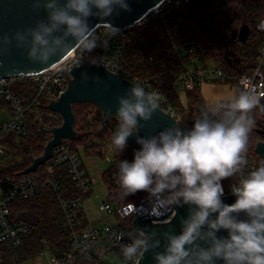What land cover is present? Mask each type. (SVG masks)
<instances>
[{
	"label": "clouds",
	"instance_id": "clouds-1",
	"mask_svg": "<svg viewBox=\"0 0 264 264\" xmlns=\"http://www.w3.org/2000/svg\"><path fill=\"white\" fill-rule=\"evenodd\" d=\"M41 8L47 16L34 26L0 34V55L14 46L26 50L33 64L48 65L74 48L92 52L100 39L89 18L99 17L107 36L114 37L120 29L105 18L118 9L131 11L127 0H32L33 12ZM257 27L264 31V20ZM103 43L107 46L106 39ZM89 80L107 91V84L87 73L81 75L80 83ZM262 98L264 92L255 85L242 86L202 108L190 129L176 124L140 135L141 121L151 120L160 109L161 95L135 84L117 97L111 144L119 153L128 147L130 137L140 145L131 162L118 163L122 198L147 192L151 204L147 214L155 217L168 212L175 217L174 206L189 208L179 234L137 227L121 232L117 238L130 241L120 245L125 260L137 264L138 257L151 252L154 264H264V162L245 171L256 123L252 113L257 108L264 111ZM107 117H112L111 109ZM237 176L230 185L235 202L226 204L222 181ZM221 230L227 236H218Z\"/></svg>",
	"mask_w": 264,
	"mask_h": 264
},
{
	"label": "built area",
	"instance_id": "built-area-1",
	"mask_svg": "<svg viewBox=\"0 0 264 264\" xmlns=\"http://www.w3.org/2000/svg\"><path fill=\"white\" fill-rule=\"evenodd\" d=\"M189 1L163 0L138 22L118 27L120 32L114 37L107 36L102 24H98L94 28H96L100 42L92 52H81L74 48L59 62L40 72L0 76V98L7 102L10 110V118L0 125V137L4 134L14 133L22 138L27 146L29 141L33 142L39 137L46 146L53 137V129L60 126L64 120L61 113L49 109L48 105H50V101L58 99L66 91L70 79L73 78L72 69L87 61L95 62L119 73L135 84L142 85L147 91H157L162 97L161 108L180 120L182 113L168 95L162 92L161 82L156 83L153 79H139L132 74L127 58V46L132 41L134 29L137 26L152 18L162 16L168 7H178ZM105 39L107 46H104L103 43ZM173 46L178 51V57L183 67L187 69V74L184 76L185 81L179 85V91L193 89L196 85L207 81H227V79L233 78L239 87L252 84L258 91L264 92V44L260 48L259 58L250 72L230 75H227L221 65L216 62L213 65H207L202 56L198 54L194 44L174 43ZM73 139H63L53 149L52 157L35 171L0 176L1 245L16 248L32 235L35 229L31 223L14 221L10 209L11 202L32 198L45 189L53 190L58 198L70 230L71 248L65 255L56 254L43 240L45 248L28 260L35 264H84L79 263L80 257L84 254L99 257L112 252H118L124 259L120 245L130 241L120 240L117 238L118 235L135 227L133 220L139 215L137 210L143 209L141 215H148L147 212L151 211L149 194L144 192L135 200L126 203L104 200L99 208L113 218L112 222L98 225L84 219L83 203L86 195L93 193L94 183L85 165L80 150L81 145L75 143ZM94 143L95 140L91 139L83 146L87 147ZM32 148L30 146L28 149ZM5 155L6 145L0 141V158ZM246 157L248 164L245 171L252 170L264 162L263 156L259 154L253 156L246 154ZM61 170L67 173L72 183V189L76 193L70 194L71 190L66 186ZM115 178L119 185L117 174ZM238 179L237 176L222 181L225 195L231 194L230 185ZM131 204L134 205V208ZM171 217L172 215L162 219H152L163 223L169 221ZM122 238L128 239L127 237ZM138 259L139 257L137 261ZM1 260L2 256H0ZM127 264H132V262L127 261Z\"/></svg>",
	"mask_w": 264,
	"mask_h": 264
},
{
	"label": "trees",
	"instance_id": "trees-1",
	"mask_svg": "<svg viewBox=\"0 0 264 264\" xmlns=\"http://www.w3.org/2000/svg\"><path fill=\"white\" fill-rule=\"evenodd\" d=\"M263 17L264 0H190L178 7H168L162 16L152 18L134 29L133 39L127 46L130 71L139 79H153L156 83L161 82L160 89L168 95L181 113L185 114L186 110H190L193 117H198L201 109L205 107L200 95V86L196 85L193 89H186L191 93L188 102L190 107L187 108V104L181 98V91H179V85L185 81L184 76L187 74V69L183 67L173 44L192 43L196 46L198 54L217 56L227 75L250 72L264 44V31L257 27ZM244 23L250 25L249 37L245 42L236 40L232 43V29ZM212 37H221L222 41L211 42ZM231 49L241 57L240 63L233 65L227 63L225 54ZM261 103L264 104V99ZM86 104H91L93 107H79ZM73 109L76 117L75 127L79 134L73 141L78 145L81 142L85 144L94 139L92 137L93 124L91 125L92 120L89 115L91 113L95 115L99 111L91 102L74 103ZM252 116L256 123L250 133L247 154L253 156L258 155L255 150L256 142L264 140V135L258 132V129H264V111L257 108ZM114 124L116 125V120ZM28 144L25 148L24 161L0 168V176L23 173L32 163L33 158L43 153L45 145L39 137L33 142L29 141ZM30 146L33 147L31 150L28 149ZM137 149L139 148L129 143L122 153L113 148L114 158L110 167L103 173L108 194L105 200L126 203L144 193V191H139L122 198L115 178L119 161L131 162L134 158V150ZM84 151L87 155H104V150L98 142L87 146ZM61 172L66 186L71 190L70 194L76 193L72 189L67 173L63 170ZM10 209L14 221L28 222L35 228L32 235L16 247L21 259L30 258L43 250L45 246L43 239L56 254L65 255L71 248L70 230L53 190L45 189L32 198L13 201L10 203ZM6 247L0 244V255L5 253ZM98 260L95 255L84 254L80 257L79 263L97 264Z\"/></svg>",
	"mask_w": 264,
	"mask_h": 264
},
{
	"label": "water",
	"instance_id": "water-1",
	"mask_svg": "<svg viewBox=\"0 0 264 264\" xmlns=\"http://www.w3.org/2000/svg\"><path fill=\"white\" fill-rule=\"evenodd\" d=\"M163 0H127L131 11L117 10L112 16L105 18L114 26L125 27L134 24L141 20L151 9L160 4ZM47 13L41 8L38 12L32 10V0H0V34H11L17 29L34 26L35 22L39 19H45ZM99 17H90L88 23L90 27L94 28L98 24H103ZM251 32L250 25L244 23L238 28L231 31V41L235 43L236 40L245 42ZM73 50V49H72ZM71 52L68 51L67 53ZM67 55V54H66ZM65 55V56H66ZM63 57L54 58V62L48 65L33 64L27 58L26 50L16 49L14 46L3 55H0V76L18 75L37 73L59 62ZM225 59L228 64L240 63L241 57L233 49L225 54ZM87 73L90 77H99L105 84L108 85L107 91L104 90L103 85L95 84L89 80L86 84H81V75ZM73 78L70 79L66 91L56 100L50 101L49 109L61 113L63 122L60 126L53 129V137L46 144L44 151L41 155L34 157L32 163L23 171L28 173L35 171L41 164L52 157L53 149L58 146L63 139H70L78 137V130L75 127V112L73 109L74 103L91 102L96 105L100 112V119L107 121L111 126L115 127V112L118 106L117 97L126 93L127 89L131 88L135 83L119 73L113 72L110 69L99 65L95 62L87 61L80 66L72 69ZM112 110V117H107V110ZM140 135H152L163 130L167 127L179 125L182 129H190L191 124L184 123L170 112L163 110L161 107L153 114L151 120L144 122ZM258 132L264 135V129H258ZM128 143L140 147L135 141L134 137H130ZM256 152L264 158V140H259L255 145ZM226 204L235 202V197L232 194L224 195L222 198ZM173 210L176 212L175 217H171L170 223L159 222L153 223V219H162L171 215V212L166 213L164 216L155 217L150 215H141L143 209L137 210L139 213L133 220V225L137 228L151 230L156 229L159 232L168 231L174 234H179L182 229L181 220L188 215L189 208L187 205L176 207ZM153 218V219H152ZM243 218V216H241ZM218 236H227V232L221 230ZM121 240H128L123 239ZM163 243V241H162ZM163 249H158L162 251ZM137 264H154L151 252H146L143 257H139ZM222 264V262H217Z\"/></svg>",
	"mask_w": 264,
	"mask_h": 264
},
{
	"label": "rangeland",
	"instance_id": "rangeland-1",
	"mask_svg": "<svg viewBox=\"0 0 264 264\" xmlns=\"http://www.w3.org/2000/svg\"><path fill=\"white\" fill-rule=\"evenodd\" d=\"M213 41H222V39L221 37H212L211 42ZM201 56L207 65L210 64L213 65V63L215 62L221 65V61L217 56H210L206 54H203ZM180 95L184 103L187 104V108H189L190 104L188 102L191 97V93L189 91L182 90L180 92ZM79 107L91 108L93 106L91 104L88 105L86 104L85 106H79ZM99 115L100 112H97L95 115L94 113H91L89 115V118L90 120H92L91 125L93 124L92 129L94 130L92 133L93 135L92 137L94 138L95 142H98L101 145V148L104 150L103 151L104 155L103 156L99 154L87 155L85 154L84 151V149L86 148L85 146H83L84 143L81 142L79 143V145H81L80 150L82 151L85 165L94 183V191L92 194H89V196L85 198L83 203V209L87 214L88 217L87 220L94 222L98 225H101L105 222L113 221V218L109 216L107 213H105V211H101L99 206L107 198L108 195L107 184L105 182V179H103V173L110 167L111 164L110 160L114 158L113 155L114 146L111 144V139H110L114 131V127H111L109 124L108 125L105 124L106 121L100 119ZM197 118H198L197 116L193 117L192 112H190V110H186L185 114L182 113L180 120L186 123L187 120L195 121V119ZM78 124H80V122ZM0 139H2V142H4L5 145L8 147L16 146V145H19L21 147V144L23 145V141H22L23 139L14 133L4 134L0 137ZM18 252L19 250L17 248L6 247L5 253L3 254L4 256L0 255L2 256V260L0 261V264H35L33 261H28L30 260L29 258L21 259ZM110 254L111 255L109 257H105L106 255L99 256L98 264H127V261H125L118 254V252H112Z\"/></svg>",
	"mask_w": 264,
	"mask_h": 264
},
{
	"label": "crops",
	"instance_id": "crops-1",
	"mask_svg": "<svg viewBox=\"0 0 264 264\" xmlns=\"http://www.w3.org/2000/svg\"><path fill=\"white\" fill-rule=\"evenodd\" d=\"M199 86H200V95L203 99V102L205 103V106L211 105L217 99H220L239 88L238 83L233 78L229 80L227 79V81H207L201 83ZM0 115H1L0 125L3 123V121L10 118V110L7 105V102H5L1 98H0ZM0 141L2 142V139H0ZM22 141H23V145L21 144V147L19 145L11 146V147L6 146V155L3 158H0V168L16 163H21L24 161L26 142L24 140ZM82 213L85 219H88L87 214L83 209V207H82ZM110 255L111 254H107L105 257H109Z\"/></svg>",
	"mask_w": 264,
	"mask_h": 264
},
{
	"label": "flooded vegetation",
	"instance_id": "flooded-vegetation-1",
	"mask_svg": "<svg viewBox=\"0 0 264 264\" xmlns=\"http://www.w3.org/2000/svg\"><path fill=\"white\" fill-rule=\"evenodd\" d=\"M193 122H194V121H189V120H187V121H186V123H188V124H191V125H193ZM105 124H107V125H108L107 121H106V123H105Z\"/></svg>",
	"mask_w": 264,
	"mask_h": 264
}]
</instances>
